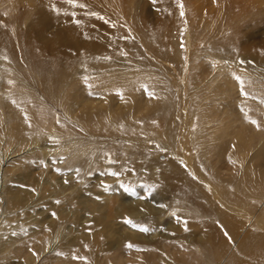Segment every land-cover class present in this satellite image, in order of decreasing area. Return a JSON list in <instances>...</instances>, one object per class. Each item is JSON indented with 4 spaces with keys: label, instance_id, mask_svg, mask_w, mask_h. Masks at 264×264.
Instances as JSON below:
<instances>
[{
    "label": "rangeland",
    "instance_id": "1",
    "mask_svg": "<svg viewBox=\"0 0 264 264\" xmlns=\"http://www.w3.org/2000/svg\"><path fill=\"white\" fill-rule=\"evenodd\" d=\"M140 16H144L151 25L159 23L161 30L168 33L169 40L172 35L180 36V46H183L180 47V63H173L175 61L171 57L172 61L169 60L168 56L161 59L146 46L142 36L149 34V31L143 24L144 29H139L137 23ZM231 24L239 25L243 32L250 28L257 40L264 39V0H75V5H69L66 0H0V100L3 93L7 102L31 125H34L33 113L40 116L46 109L39 106L37 98L42 96V90L37 79L43 80L54 74L60 76L61 72V77L70 78L72 83L79 86V92L72 90L73 97L82 99L84 94L91 103L99 104L107 96H112L110 108L114 106L113 110L121 111L118 115L115 113L119 128H125V121L135 114L136 99L158 103L165 96L173 105L168 119L150 118L149 127L154 136L142 133L139 139L143 123H139L135 129L125 128L126 133L114 132L118 136L102 135L98 129H92L93 132L89 133L82 122L70 119L60 106L55 107L57 122L63 129L50 135V142L44 138L42 142L47 144L48 141L50 157L56 163L49 168L43 162H37L34 172L41 173L39 176L37 172L39 179L45 180L47 177L51 182L74 183L82 193L93 199L107 188L105 191L112 198L116 197L111 193L115 190L117 194L140 200L151 198L153 192V188H150L145 194L146 187L143 185L141 189L145 192L139 193L128 182L138 175L140 166L147 173L158 169L163 177L165 167L173 164L179 170L180 182L186 185L189 181L198 182L206 185L209 191L212 185L209 186L207 182L215 173L230 178L232 173L243 170L241 166L246 162H237L230 152L232 148L234 150V144L222 149L211 135L212 131L217 133L218 127L232 131L225 127L231 123L230 110L240 113L248 124L264 134V81L254 79L248 71L257 70L254 54L249 58H240L239 66L235 64L236 60L227 57L226 62H218L208 56L212 42L222 38ZM39 60L46 61L44 68L37 65ZM192 74L198 77L197 83L191 82ZM119 76L120 83L109 82ZM210 77L215 85H224V89L215 90L213 86L205 90L211 82ZM255 80L263 82V87L254 83ZM259 89L262 95L257 92ZM224 97L231 102L226 105L227 108L222 105ZM106 104H109L108 101ZM213 105L217 107L215 111H204L203 107ZM107 108L108 105L103 109L105 118H108ZM190 110H195V113ZM2 111L0 106L1 123L5 116ZM200 121L206 123L205 134L201 133L204 128L200 125L204 123ZM199 122L200 125L197 124ZM171 125L173 137L170 139L173 145L167 146L159 132ZM141 144L145 146L141 147ZM83 149L85 156L74 164L72 158H77L78 151ZM23 150L21 147L12 153L5 167L16 164V168L22 171L26 165L22 159ZM176 151L186 152L187 158L176 156ZM16 160L21 162L17 163ZM59 161L62 163H57ZM193 163L197 164L196 168L192 166ZM16 168L15 174H19ZM48 168L50 170L47 171ZM199 170L207 171L209 178L204 180ZM172 172L174 178L179 175ZM237 182L239 186L236 181L231 183L230 191L246 195L250 188L245 187L241 178ZM19 186L23 187V184ZM44 187L51 186L46 184ZM256 199L253 201L256 202ZM230 204V213L236 215L245 212V208L242 211L236 201ZM182 205L180 203L178 207ZM184 205L190 209L194 207L187 201ZM125 220L132 221V218ZM200 221L197 218V222ZM129 244L132 247H128ZM124 248L130 264L136 263L132 254L137 253L138 259L142 258L143 246L129 242Z\"/></svg>",
    "mask_w": 264,
    "mask_h": 264
},
{
    "label": "bare ground",
    "instance_id": "2",
    "mask_svg": "<svg viewBox=\"0 0 264 264\" xmlns=\"http://www.w3.org/2000/svg\"><path fill=\"white\" fill-rule=\"evenodd\" d=\"M137 24L140 30L144 29L143 24L146 31H149V34L142 36V40L155 55L164 59L168 56L169 60L175 61L173 63H180V47H183L180 46V36L172 35L169 40L168 33L161 30L159 23L151 25L144 16H140ZM242 29L239 25L231 24L222 38L212 42L208 56L218 62H226L227 57L236 60L235 64L239 66L240 58H249L254 54L257 70L248 71L254 79L264 81V39L257 40L255 32L250 28L245 32ZM29 48L33 49L32 46ZM45 62L39 60L37 65L43 67ZM62 75L63 72L60 76L54 74L43 80L37 79L42 90V96L37 98L39 106L46 109L40 116L33 113L34 125L21 117L1 93L0 106L5 116L3 122H0V264H130L124 248L129 242L144 247L141 259H138L137 253L132 254L136 258L133 264H264V134L248 124L240 113L230 110L228 114L231 123L225 127L232 131L218 127L217 133L212 131L211 135L215 143L221 144L222 149H228L233 143L234 150L232 148L230 152L237 162L246 163L241 166L243 170L232 173L230 178L215 173L210 181H206L209 186L212 185L211 191L198 182L189 181L188 185L180 182L179 170L173 164L165 167L163 177L158 169L147 173L140 166L138 175L131 177L128 182L139 193L145 192L141 189L143 185L146 187L145 194L153 188L151 198L134 200L121 193L117 194L115 190L111 193L116 194V197L112 198L105 190H101V194L98 193V197L93 199L82 193L81 188L74 183L51 182L47 177L41 180L37 176L38 171L34 172L37 162H43L49 168L56 163L50 157L51 148L47 147L48 137L63 129L57 122L54 108L60 106L70 119L82 122L89 133L93 132L92 129H98L102 135L118 136L114 132L126 133L125 128L135 129L139 123H143L139 139L142 133L154 136L149 127L150 118L168 119L173 105L165 96L158 103L147 99H136L135 103L133 100L136 104L133 109L135 114L125 121V128H119L115 113L118 115L121 111L113 110L114 106L110 108L113 104L112 96H107L99 104L91 103L84 94L82 99L73 97L72 90L79 92V86ZM120 78L109 82L120 83ZM209 80L211 82L205 90L213 86L215 90L224 87L215 85L211 77ZM256 80L254 83L263 87V82ZM197 81L198 77L192 74L191 82ZM257 92L262 95L261 89ZM224 99L222 105L226 107L230 99ZM106 105L109 106L106 109L108 118L104 117L103 112ZM216 108V105L203 107L204 111L211 112ZM190 111L195 113V110ZM200 122L204 124L200 125ZM200 122L197 124L204 128L200 129L205 134L206 123ZM159 133L167 146L173 145L170 139L173 137L172 125L167 129L164 127ZM43 138L48 140L47 144L42 142ZM19 146L24 148L22 159L26 165L22 171L16 168V164L5 167L11 154L21 149ZM179 152L176 151L175 155H187L184 151ZM85 153V149L78 151V157L72 158L74 164L81 161ZM192 166L196 168L197 164L193 163ZM15 168L20 171L19 174H15ZM170 171H173L172 174L178 172L177 180L171 176ZM199 172L204 180L209 178L207 171ZM238 178L244 181L245 187L250 188L246 195L229 189L234 181L239 186ZM15 182L23 184V187L19 186L21 184H13ZM46 184L51 187L45 188ZM254 198H257L256 202ZM185 201L194 207L190 209L188 205L185 206ZM235 201L242 211L245 208V212L236 215L229 212L230 202ZM180 203H183V207H178ZM128 217L132 218L135 227L125 223ZM197 218L201 221L197 222Z\"/></svg>",
    "mask_w": 264,
    "mask_h": 264
},
{
    "label": "snow or ice",
    "instance_id": "3",
    "mask_svg": "<svg viewBox=\"0 0 264 264\" xmlns=\"http://www.w3.org/2000/svg\"><path fill=\"white\" fill-rule=\"evenodd\" d=\"M66 2L69 4V5H75V0H66ZM79 7H84V5H79ZM55 10V9H54ZM181 15H183V13H181ZM253 123H255V121H253ZM112 175H116V173H112ZM105 190H107V188H105ZM55 215V214H53ZM125 223H128V224H132L133 227H135L136 225L132 223L131 220H126ZM143 231H147V229H143ZM128 247H132L131 244L128 245ZM35 255V253H34ZM74 259H86V258H82V257H74Z\"/></svg>",
    "mask_w": 264,
    "mask_h": 264
}]
</instances>
